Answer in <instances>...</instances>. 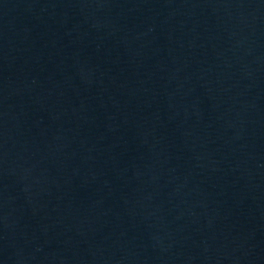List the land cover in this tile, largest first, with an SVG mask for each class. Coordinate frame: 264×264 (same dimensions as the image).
I'll return each instance as SVG.
<instances>
[{
	"label": "water",
	"instance_id": "95a60500",
	"mask_svg": "<svg viewBox=\"0 0 264 264\" xmlns=\"http://www.w3.org/2000/svg\"><path fill=\"white\" fill-rule=\"evenodd\" d=\"M136 0H0V110Z\"/></svg>",
	"mask_w": 264,
	"mask_h": 264
}]
</instances>
